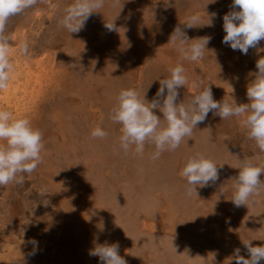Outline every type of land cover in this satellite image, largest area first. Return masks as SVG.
I'll list each match as a JSON object with an SVG mask.
<instances>
[{"label":"rangeland","instance_id":"rangeland-1","mask_svg":"<svg viewBox=\"0 0 264 264\" xmlns=\"http://www.w3.org/2000/svg\"><path fill=\"white\" fill-rule=\"evenodd\" d=\"M73 2L74 0H44L34 8L10 19L6 27V32L14 31L15 25L23 20L22 17L26 13L37 14L42 9L40 6L53 5V18L41 34L40 43L37 39L36 53L26 57L29 62L34 63L35 68L39 67L38 63L47 49L56 50L60 57L58 68L70 75V85L64 93L54 98L63 105L64 112L66 111L62 114L63 130H58L56 118L47 110L42 113L38 111L41 113V120L36 129L43 135V162L31 176L25 174L22 185L10 183L7 187H0L1 264H4V258L9 257V247L18 246L22 240L24 242L20 245L19 255L13 260L9 257V264H27L28 257L25 255L32 252V260L36 264H48L54 256H67L68 251L79 255L89 254V250L97 245L96 242L101 241V238L93 233L94 230H84L86 225H92L90 220L95 221L94 217L98 215V212L89 214L92 208L89 197L91 192L98 196L103 187L107 188L104 193L108 191L110 194H121L123 199L126 194L132 196V191H152L151 186L169 187L168 192L175 191L177 197L171 198L163 193V211L171 214V210L174 219L184 223L190 210V202H187L186 181L180 176V172L188 157L195 154H189L185 148L204 147L209 157L218 165L219 179L215 184L205 186L204 189L197 187V192L202 190L206 194L210 193L209 202L213 207L221 206L223 197L227 195L224 189L225 176H220L221 172L225 173L227 169L224 165L227 162L225 157L231 153L236 162L242 165V160L252 161V152L258 151L255 142L247 138L242 117L226 120L220 118L221 124L230 127L220 133L217 131L216 134L215 126L209 125L212 123L210 112L205 120L209 125V134L206 137L199 133L198 136H192L190 139L193 143L184 142L185 147L181 143L177 150L166 151L157 162V159H151L155 151L153 145L146 144L145 151L140 156L125 154L119 148L121 126L109 120V114L117 105L121 90L135 89L142 99L145 96L147 101L153 100L160 87L159 79L167 78L160 74L163 64L158 62V56L167 53V46L169 51L176 50L174 45L168 43L178 25L190 39L207 36L210 37V42L204 59L188 63L187 69L195 73L198 89L194 90V94L179 90L177 103L183 102L187 105L192 97L207 87H211L213 98L218 102L225 100L229 104L238 105L250 103L248 98H241L236 91L245 75L250 77L249 83L255 79V76L249 73L257 72L256 62L264 58V40L260 41L257 48H250L247 55L236 51L237 75L228 83L223 84L220 75L213 68L222 57L220 47L228 46L222 43L226 33L223 24L218 21V16L220 14L223 23V16L232 10L230 5L233 0H221L223 7H216L213 0H119L118 4L115 0H105L102 8L106 13L104 18L101 17V12L93 13L84 29L79 33L69 34L62 27H58L57 21L63 17L66 7ZM197 13H203V16L197 17V27H185L184 24L190 18L196 17ZM180 15L184 17L180 18ZM106 23H114L119 30L109 31L105 27ZM27 25L30 23L27 22ZM142 51L149 54L145 60ZM245 62L249 63V67ZM239 64L243 65L238 68ZM166 94L167 90L165 96ZM52 104L55 107V103ZM154 112L161 118V123L165 124L159 109ZM97 126L109 133L107 138L91 137V130ZM258 156L260 163H264V154L257 153ZM153 162L157 164L153 166ZM236 164L235 169H239ZM263 176L264 173L261 174V179ZM73 184L78 186L76 185L77 188H74L67 198V195L61 193V189L72 188ZM42 189H46L43 196L39 194ZM56 190L60 191L56 193ZM155 191L162 192L164 189L156 188ZM212 193L219 196L218 200ZM61 195L66 197L65 202L62 201ZM82 196L88 220L72 205L74 198L80 200ZM191 197L195 199V193ZM260 202L264 205V200ZM112 210L114 214L108 215L123 220V210L114 207ZM68 222H74L76 225L72 235L67 234V227L70 226ZM107 223L110 221L103 226L109 228L111 224ZM125 227L126 224L122 223L114 226V231H125ZM73 237L77 238L76 243ZM32 241L36 243L33 244ZM207 243L208 247H212L209 240ZM59 245L64 246L61 255L57 254Z\"/></svg>","mask_w":264,"mask_h":264},{"label":"bare ground","instance_id":"bare-ground-1","mask_svg":"<svg viewBox=\"0 0 264 264\" xmlns=\"http://www.w3.org/2000/svg\"><path fill=\"white\" fill-rule=\"evenodd\" d=\"M147 1L148 0H144V2ZM215 6L223 7V2H221V0H215ZM40 8L42 9H40L37 14H35V12L34 14L28 12L26 15H23V22L19 21L15 25L14 31L7 30L6 32V35L9 37V56L15 71L11 74L8 89L0 92V108L11 111L15 118H26L30 120L34 129L38 127V123L41 120L40 115L43 110H47L49 114L56 118V127L58 130H63L62 114L66 111L64 112L63 105L55 99L56 96L61 95L67 90L70 85V75L66 71L58 68V63H60L58 52L52 48L47 49L38 63L39 67L34 68V63L29 62L27 60L28 58L20 51L21 45L26 42L29 46V56L34 55L37 49L35 47L36 42H38L37 39L40 40V36L45 31L46 25L50 22L51 18H53V5L47 4L42 7L40 6ZM195 15L196 17H201L203 13H197ZM105 16L106 13H104L102 9L101 17L104 18ZM183 17V15H180V18ZM218 17V21L222 25L220 14ZM27 22L30 23L29 26ZM192 39L189 38L190 41ZM40 42L41 40L39 43ZM57 46H59L58 43ZM168 49H170L169 46H167V53L159 54L158 56V62L163 64V69H161L160 74L168 78V69L170 67H175L178 64L182 66L185 65V75L189 83L186 87H181L179 90L194 94V90L198 89V87L196 86L195 73H191L187 69L189 61H183L179 52H176V50L169 51ZM220 49L222 57L214 64L213 68L216 73L220 75V81H223L224 84L225 82L228 83L231 81L234 75H237L238 61H235L237 50H230V46H223L222 48L220 47ZM143 53L145 60L148 58L149 54ZM242 65L243 64H239L238 68ZM245 65L249 67L248 62H245ZM239 71L238 69V73ZM249 80L250 77L245 75L237 87L236 93L240 95L241 98L247 99L246 92ZM52 103H55V107ZM32 111L33 114H31ZM210 119L213 124L209 123V125L215 126L216 134L230 127L221 124L219 116H213V114L211 116L210 114ZM209 125H207L205 121L199 124L197 129H194L192 136H198L200 134L206 137L209 134ZM184 142L191 144L194 141L185 138ZM184 142H182L183 147H185ZM0 143L6 142L0 141ZM185 150L189 154L192 152H195V154L201 153L206 158L211 159L204 147H194L192 149L185 148ZM165 153L166 151L162 153L161 156ZM257 153H259L257 150L252 152L254 156L252 162L254 164H259L261 162L260 156L257 157ZM228 155V157H225L227 162L224 164L227 166L226 172H221L220 174L221 177L225 176L224 189L225 194H227L226 197H223L222 203L220 204L221 206L213 207L209 202L210 193L207 192L206 194L204 191L199 190L197 192L198 195L195 194V199L187 196V202H190V210L187 213L186 221L180 223L179 220L174 219L171 210V214H169L168 211H163V193L171 198L177 197L175 191L168 192L169 187L163 188L157 185L155 187L151 186V189H153L152 191L150 189L147 191H132V196L135 197L126 194L124 199L121 194H110L108 191L104 193V190L107 188L103 187V189H101L102 193L99 192L98 196L91 192L89 198L92 201L90 202L92 208L89 210V214L98 212V215L94 217L96 219L95 221L90 220L92 225L89 227L86 225L84 230L92 229L96 237L101 238V241L96 242V244L111 245L118 243L119 254L127 261V264H235L233 257L235 249L237 248L241 250L240 255L244 256L245 259L250 258L242 240H251L253 246H264V205L260 202V200H264V191L260 192V196L254 197L255 203L250 202L248 207H236L231 202L235 183V181L231 179L234 175L238 176L239 174V169H235L234 164L237 163L236 165L239 168L242 165L236 162L231 153ZM158 161L157 159V162ZM157 162H153V166H155ZM49 165L48 163V166ZM262 180H264V176ZM76 185L77 184H73L71 186L72 188L69 189L62 188L61 193L67 195L68 198L70 193L73 192V189L77 188L78 185ZM156 188L164 189V191H155ZM201 189H204V187H201ZM59 191L60 190H56L55 192L57 193ZM212 194L216 195L215 193ZM64 195H61L63 202L66 201ZM196 196H198L199 199ZM216 198L218 200L219 196L216 195ZM74 199L75 202L72 203L74 209L87 219V212L84 209V196H82L80 200L78 198ZM96 207H100V209ZM113 207L118 210H123V220L120 217L108 215L109 213L114 214L112 210ZM107 221H110V223L107 224H111L109 228L103 226ZM70 223L71 222H68L70 226L67 227V234L72 235L75 232L74 226L76 225L74 222ZM122 223L126 224L125 231L115 232L114 226ZM71 226H73L72 229ZM207 240L211 242L212 247L207 246ZM73 241L76 243L77 238L73 237ZM23 242V240L19 241L18 246L9 247L8 255L11 257V260L19 255L21 249L20 245ZM70 244H72V242H70ZM61 246L62 245L57 246V248H59L57 249V254L59 255H61V249H64V246ZM32 254L33 252L26 253L25 255L28 257L27 264L29 262L30 264H36L35 261L32 260ZM9 257L4 258V264L10 263L11 260L9 261ZM52 262L53 264L55 262H57V264H101L99 257L90 256L89 254L79 255L74 251H68L67 256H54L52 261L48 264ZM44 264L47 263L45 262ZM259 264H264V259H262Z\"/></svg>","mask_w":264,"mask_h":264},{"label":"clouds","instance_id":"clouds-1","mask_svg":"<svg viewBox=\"0 0 264 264\" xmlns=\"http://www.w3.org/2000/svg\"><path fill=\"white\" fill-rule=\"evenodd\" d=\"M42 2L44 0H0V92L8 89L11 74L15 71L9 56L7 24L13 17ZM115 3L118 4L119 0H115ZM104 5L105 0H74L66 7L57 25L69 34L79 33L91 15L101 12ZM230 8L232 10L223 16L226 35L222 43L247 55L250 48H257L260 41L264 40V0H233ZM197 20V17H192L184 25L189 29L197 27ZM105 27L109 31L119 30L114 23H106ZM209 42L210 37L207 36L189 41L186 32L178 25L168 44L176 47L182 60L197 62L204 59ZM20 51L24 56L29 55L26 42L21 45ZM256 68L257 72L249 73L255 79L247 85L246 95L250 103L246 104H229L225 100L218 102L213 98L211 87L200 91L187 105L183 102L178 104L179 89L189 83L185 69L180 64L168 69V78L159 79L160 87L151 102L145 96L142 99L135 89L121 90L117 97L118 103L109 114V120L121 126L119 148L125 154L140 156L146 144L153 145L155 151L151 159H159L165 151L177 150L185 138L190 139L194 129L211 112L221 120L242 117L247 138L255 142L259 153L264 154V58L257 60ZM155 109L163 114L165 124L161 123ZM90 135L93 139H105L109 133L97 126ZM0 141L6 142L0 143V187H7L10 183L22 185L25 174L31 176L43 162L42 132L34 129L30 120L15 118L11 111L0 108ZM241 164L238 176L231 179L235 181L231 202L236 207H248L250 202H256L254 197L264 191V180L261 179L264 163L254 164L251 159H246ZM180 176L186 181L185 194L189 197L193 193L198 195V186H209L219 179L218 165L203 154L196 153L188 157ZM45 191L42 189L39 194L43 196ZM242 243L250 258L245 259L237 248L233 257L235 264H259L264 259V246H253L251 240H242ZM89 255L99 257L101 264H127L119 254L118 243L97 244L89 250Z\"/></svg>","mask_w":264,"mask_h":264}]
</instances>
